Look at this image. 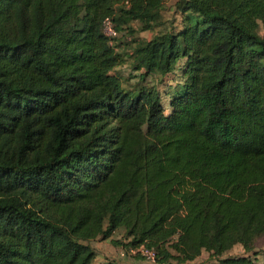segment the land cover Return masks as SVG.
Wrapping results in <instances>:
<instances>
[{"label":"trees","instance_id":"16d2710c","mask_svg":"<svg viewBox=\"0 0 264 264\" xmlns=\"http://www.w3.org/2000/svg\"><path fill=\"white\" fill-rule=\"evenodd\" d=\"M168 1L0 0V264H93V241L256 264L264 0H177L180 29L135 43L125 87L102 22L151 30Z\"/></svg>","mask_w":264,"mask_h":264},{"label":"rangeland","instance_id":"374dc122","mask_svg":"<svg viewBox=\"0 0 264 264\" xmlns=\"http://www.w3.org/2000/svg\"><path fill=\"white\" fill-rule=\"evenodd\" d=\"M176 1L177 0H169L165 3L163 9L161 10V17L156 21L158 24L155 25L153 29L142 31V25L139 22L134 21L130 23V29H128V33L126 30L120 31L118 33L116 44H119L120 51H123L127 55L123 57V63L116 67L114 72L121 78L125 87L135 86L139 81L138 77H135V75H137V72H134L132 70L130 59L131 48L135 45V43L148 41L152 39L153 36L164 30H169L172 28L180 29L181 16L176 8ZM257 33L260 36H264V27L261 23H259L257 27ZM168 79H166V82L164 84L160 83L157 85V88L162 94L166 90V88H163L164 85L175 86V84L179 81V77L175 76V74L169 76ZM152 80L153 78H150L145 81V83L141 82L140 84L145 85ZM112 237L114 240L124 243V232L122 230L117 231L115 234H113ZM90 246L93 250L96 251L95 254L100 257L99 259H102L98 262V264H151L141 256H129L126 254L124 256H121L120 252L125 251L122 248L123 246L113 245L109 241H93L90 243ZM243 254L244 252L242 247L240 245H236L231 250L224 253L221 258L242 256ZM249 255L256 264H264L263 237L255 241L254 249L251 253H249ZM172 264H176V262H172ZM187 264H219V262L216 258L209 256L207 252L203 251L198 258Z\"/></svg>","mask_w":264,"mask_h":264},{"label":"built area","instance_id":"2783aa9c","mask_svg":"<svg viewBox=\"0 0 264 264\" xmlns=\"http://www.w3.org/2000/svg\"><path fill=\"white\" fill-rule=\"evenodd\" d=\"M102 33L109 41V44L113 45L114 39L118 37V32L115 29L114 23L112 18L106 17L102 22ZM121 256L129 255V256H136L140 255L143 257L147 262L151 264H156V253L154 250L148 249L144 246L139 247H132L128 250L120 252Z\"/></svg>","mask_w":264,"mask_h":264},{"label":"crops","instance_id":"0c3cea01","mask_svg":"<svg viewBox=\"0 0 264 264\" xmlns=\"http://www.w3.org/2000/svg\"><path fill=\"white\" fill-rule=\"evenodd\" d=\"M94 251H95V250H94ZM95 253H96V251H95ZM99 258H100V257L97 256V254H96V256H95V260L93 261V264H98V262L102 260V259H99Z\"/></svg>","mask_w":264,"mask_h":264}]
</instances>
